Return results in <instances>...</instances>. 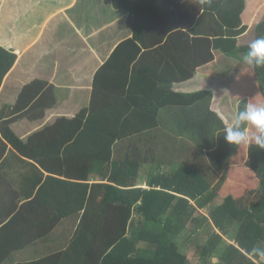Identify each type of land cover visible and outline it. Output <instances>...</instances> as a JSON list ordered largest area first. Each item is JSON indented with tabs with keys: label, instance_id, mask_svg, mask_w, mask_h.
I'll return each instance as SVG.
<instances>
[{
	"label": "crops",
	"instance_id": "obj_1",
	"mask_svg": "<svg viewBox=\"0 0 264 264\" xmlns=\"http://www.w3.org/2000/svg\"><path fill=\"white\" fill-rule=\"evenodd\" d=\"M120 2L135 3L134 0ZM177 2L185 3L186 0H168L173 7L170 15H156L145 32L140 29L146 42H137L140 55L130 67L134 92L129 96L114 92L107 100L127 102L134 108L136 104L157 105L174 96L204 91H213L214 98L222 104L229 100L227 94L232 85L244 69L252 66L243 61L240 52L228 55L222 49L210 48L214 61L204 63L210 51L205 50L200 52L202 58L196 54L197 59L201 58L200 64L193 67L189 64L196 60L190 53L178 52L177 58L173 48L163 51L161 46L180 28L177 25L167 30L166 35L162 28L177 22H191L189 15L180 18L178 11L174 13L176 6L172 3ZM246 2L243 22L249 25V31L237 39L238 47L249 44L245 41L264 12V3ZM145 3L155 8L162 6L163 0H144ZM130 15L128 10L116 9L113 0H0V70L7 72L0 87V230L4 229L0 231V264H55L54 257L65 253L71 245L83 214L80 210L82 196L77 192L82 189L76 185L84 183V161L77 155L81 148H74V157L67 154L68 147L78 136L74 122L89 108L95 75L121 44L134 38L138 30L135 25L146 18L144 15L143 19L142 16L134 19V29L128 24ZM202 44L210 47L206 42ZM125 57L126 51L118 54L109 65H113L114 68H110L113 70L99 76V86L121 87V72L115 65ZM181 57L183 66L179 63ZM181 69L190 75L182 83L176 82ZM223 97L227 98L222 100ZM175 100L180 102L181 98ZM184 112L190 111L180 106L161 109L157 128L125 139L113 148L114 161L132 159L139 162L140 188L150 190L153 178L161 180L173 176L183 164L182 160L193 162V155L201 150L196 142L180 137L196 132V128L179 125L180 114ZM60 121L69 125L64 122L43 134ZM13 135L26 146L16 147L12 143ZM180 147L192 156L187 155L180 161ZM86 182L89 185L106 183L94 176ZM190 203L193 208L189 212L197 210L185 226L182 227L176 218L170 219L176 213L171 208L154 224L147 225L148 228L155 232L172 231L168 237L178 244L187 264H222L221 253L234 242L224 239L215 256L205 257L201 247L212 233L205 221L208 208H200L193 201ZM115 213L111 206L110 214ZM197 214L204 217L197 218L200 217ZM133 223L144 228V218L134 209L129 223L130 238ZM191 223L194 233L188 230ZM109 228L107 224V232ZM94 229L99 228L94 226ZM106 237L109 239V233ZM147 245L148 240L139 243L144 249ZM101 246L97 241L91 246L78 245L67 254L64 264H94V256L89 254L98 252ZM80 249L82 257L78 256ZM259 261L264 264V257Z\"/></svg>",
	"mask_w": 264,
	"mask_h": 264
},
{
	"label": "trees",
	"instance_id": "obj_2",
	"mask_svg": "<svg viewBox=\"0 0 264 264\" xmlns=\"http://www.w3.org/2000/svg\"><path fill=\"white\" fill-rule=\"evenodd\" d=\"M134 1L131 5H125L120 0H113L116 9L130 12L128 24L134 29V19L139 16L143 19L144 15L146 18L139 20L135 25L139 31L137 30L134 38L121 44L112 58L95 75L89 108L82 111L74 122L77 123L75 128L78 136L68 147L67 154L74 157V148H81L77 155L84 161V183L76 186L82 189L77 192L82 196L80 210L82 209L83 214L71 245L65 253L54 257L57 259L55 264H64L67 254H71L78 245L91 246L96 241L102 246L98 252H89V256H94V264H187V258L180 251L178 244L168 237L172 231L165 229L155 232L147 225L154 224L163 216L162 213L172 208L176 213H173L170 219L176 218L177 222L182 223V227L185 226L193 217V211L197 210L189 212V209L193 208L190 201L196 202L200 208H208L209 216L205 221L211 226L212 233L206 245L201 247L205 257L215 256L224 239H229L234 244L228 245L221 253L222 264H258L256 261L261 257L256 255L253 249H264V149H259L254 141L232 145L223 136L226 128L234 124L235 117L245 103L264 105V67L244 69L231 90L232 96H227L229 100L224 104L214 98L213 91L189 96L178 95L157 105L133 104L134 108L127 102H110L107 99L114 92L121 93V96H129L134 92L130 67L140 55L141 48L138 43L146 42L142 35L154 16L166 17L173 8L169 6L168 0H163V5H157L155 8L150 3L144 4V0ZM188 1L172 4L176 6L174 13L178 11L180 18L189 15L191 22H177L163 27L164 35L167 30L170 31L177 25L180 30L174 32L176 34L161 47L163 51L173 48L177 52V58L178 52L190 53L196 60L189 64L193 67L200 64L203 57L200 52L209 51L211 48L222 49L228 55L240 52L244 56L253 41L264 37L263 12L254 23L253 41L241 47L237 46V39L249 31V25L243 22L247 8L246 0ZM255 1L257 5L264 3V0ZM140 29L144 31L141 34ZM190 35L196 37L193 39ZM173 38L177 41L174 39V42ZM202 42L208 43L210 47ZM125 51L126 59L115 65L121 72V87L99 86V76L107 70H113L110 69L114 68L113 65L109 66L110 63L116 60L120 52ZM196 54L201 58L197 59ZM214 58V53L210 50L203 61L207 63L214 61ZM179 63L183 66L182 57ZM185 71L181 69L176 82H185L190 77ZM6 73V70H0V87ZM177 98H181L180 102L175 100ZM117 106L118 109H115ZM170 106H180L182 110L189 109L190 112L180 114L179 125L196 128V132L180 137L196 142L201 150H197L193 155V162H186L182 159L187 155L191 157V152H184L180 147L179 159L183 164L178 172L161 180L153 178L151 189L145 190L138 184L141 172L139 162L132 159L114 161L113 148L125 139L157 128L160 110ZM225 108H230L233 115H227ZM64 122L69 125L66 121H60L55 127L46 129L43 134H48ZM255 134V128L250 127L249 135ZM73 136L75 137V133ZM11 138L16 147L19 144L26 146L14 135ZM51 157L53 158V155ZM92 176L106 183L89 185L86 181ZM158 187L161 189L158 190ZM219 198L221 203L217 202ZM111 206L115 208L114 215L110 214ZM133 209L144 218V228L133 223L130 238L129 223ZM181 211L184 213L181 214ZM107 224L111 226L109 232L105 229ZM94 226L99 229H94ZM107 233L109 239L106 237ZM142 240H148L145 249L139 247ZM78 256L82 257L81 249Z\"/></svg>",
	"mask_w": 264,
	"mask_h": 264
},
{
	"label": "clouds",
	"instance_id": "obj_3",
	"mask_svg": "<svg viewBox=\"0 0 264 264\" xmlns=\"http://www.w3.org/2000/svg\"><path fill=\"white\" fill-rule=\"evenodd\" d=\"M243 61L252 67H264V37L256 39L248 46ZM250 127L255 128L257 134L250 136ZM223 137L232 145L254 141L259 149H264V105L245 103L235 117L234 124L226 128ZM253 251L256 255L264 257V250L254 248Z\"/></svg>",
	"mask_w": 264,
	"mask_h": 264
},
{
	"label": "rangeland",
	"instance_id": "obj_4",
	"mask_svg": "<svg viewBox=\"0 0 264 264\" xmlns=\"http://www.w3.org/2000/svg\"><path fill=\"white\" fill-rule=\"evenodd\" d=\"M249 18H252L251 16L249 17ZM253 25V24H252ZM254 26V25H253ZM253 28L251 29V31H250V37H249V39H247L245 42H248V43H250V42H252L253 41ZM241 75V74H240ZM236 84H233L232 85V87L230 88V91H229V93L227 94L229 97H231L232 95H231V90H232V88L235 86ZM225 111H226V114L227 115H233V111L231 112V109L230 108H228V109H226L225 108ZM226 116V115H225ZM256 130V129H255ZM163 169H161V171H162ZM165 171V170H164ZM157 172H159L158 170H157ZM254 187V186H253ZM218 203H221L222 202V200H221V198H219V200L217 201ZM200 215V217H197V218H202V217H204V216H202L201 214H197V216H199ZM208 216H209V214H208ZM189 228H191V229H188L189 230V232H191V233H194L193 232V225H192V223L190 224V226H189ZM196 244H197V242H196ZM264 250V249H263ZM256 263H258V264H261L260 263V261H256Z\"/></svg>",
	"mask_w": 264,
	"mask_h": 264
}]
</instances>
